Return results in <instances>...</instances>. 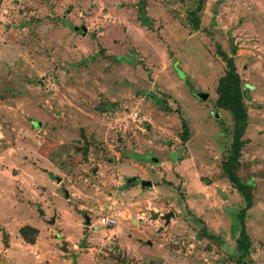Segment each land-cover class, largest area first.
<instances>
[{
    "label": "rangeland",
    "instance_id": "374dc122",
    "mask_svg": "<svg viewBox=\"0 0 264 264\" xmlns=\"http://www.w3.org/2000/svg\"><path fill=\"white\" fill-rule=\"evenodd\" d=\"M197 2L0 0V264H239L227 61L254 186L240 264H264V0Z\"/></svg>",
    "mask_w": 264,
    "mask_h": 264
},
{
    "label": "trees",
    "instance_id": "16d2710c",
    "mask_svg": "<svg viewBox=\"0 0 264 264\" xmlns=\"http://www.w3.org/2000/svg\"><path fill=\"white\" fill-rule=\"evenodd\" d=\"M197 1V7L200 9L203 6V0ZM192 14L194 16L195 12H193ZM148 24L150 25L149 22ZM195 24L198 25L197 20L195 21ZM226 66L227 69L224 75L219 78L216 87V102L219 108L228 110L231 113L236 125L232 136L230 151L222 160L221 169L228 179V182L234 187L236 192H238L240 198L243 201V205L236 210L232 218V224L235 230H238L237 224H240V229L238 231L240 237L237 244V250L240 252L237 258V263L240 264L242 259L249 253L252 245L244 229V217L247 210L252 206V189L254 186L242 181L237 174L240 163L239 159L241 157V150L244 146V140L242 139V137L247 126L248 112L244 103L245 94L243 93L241 80L238 73L236 72L235 65L232 61H227ZM182 123V139L183 141H187V122L186 120H183ZM30 231L34 236L37 233L35 230L30 229ZM198 234L209 239L215 238L214 235L208 232L206 226L203 223L198 231Z\"/></svg>",
    "mask_w": 264,
    "mask_h": 264
},
{
    "label": "water",
    "instance_id": "95a60500",
    "mask_svg": "<svg viewBox=\"0 0 264 264\" xmlns=\"http://www.w3.org/2000/svg\"><path fill=\"white\" fill-rule=\"evenodd\" d=\"M196 96L199 99H201V100H206L207 97H208V94L207 93H197ZM151 162L153 164H158V158L152 157L151 158ZM56 179H57L58 182H60V178L59 177H56ZM133 180H136V177L128 179L127 180V184L130 183ZM140 183H141L142 187H149L152 184L151 181H143V180H141ZM65 195H66V197H68V193L67 192H65ZM151 216H152L153 219L161 218L162 220L165 221V224H168L170 222L171 217L174 216V212L170 211V212H167V213H164V214H160L159 212H153L152 211L151 212ZM133 221L136 222L137 220L134 219ZM51 223H53V220L51 221ZM89 224H90L89 218L87 216H85L84 225H89ZM63 250L66 251V248L64 247ZM74 264H76V263L74 262Z\"/></svg>",
    "mask_w": 264,
    "mask_h": 264
},
{
    "label": "built area",
    "instance_id": "2783aa9c",
    "mask_svg": "<svg viewBox=\"0 0 264 264\" xmlns=\"http://www.w3.org/2000/svg\"><path fill=\"white\" fill-rule=\"evenodd\" d=\"M136 113L133 114V118H135ZM119 216L118 213H113L110 217L107 218L106 224L107 226H114L117 223V217Z\"/></svg>",
    "mask_w": 264,
    "mask_h": 264
},
{
    "label": "flooded vegetation",
    "instance_id": "af4514ba",
    "mask_svg": "<svg viewBox=\"0 0 264 264\" xmlns=\"http://www.w3.org/2000/svg\"><path fill=\"white\" fill-rule=\"evenodd\" d=\"M62 190L64 191V193H65V189L64 188H62ZM86 215H84V217H85Z\"/></svg>",
    "mask_w": 264,
    "mask_h": 264
}]
</instances>
